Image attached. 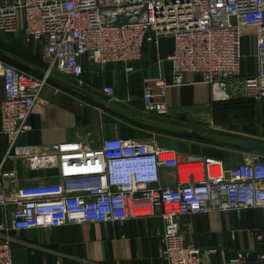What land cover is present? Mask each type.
Listing matches in <instances>:
<instances>
[{"label":"built area","instance_id":"obj_1","mask_svg":"<svg viewBox=\"0 0 264 264\" xmlns=\"http://www.w3.org/2000/svg\"><path fill=\"white\" fill-rule=\"evenodd\" d=\"M21 16L22 27L19 28ZM0 31L21 34V41L42 49L45 70L29 73L0 58L3 99L0 133L8 156L31 166L56 167L55 182L5 189L0 173V210L12 207L11 229L28 230L83 223H124L131 217L155 216L162 221L161 264H211L214 250L185 242L182 217L211 212L259 210L261 224L252 231L257 250H238L228 264L252 258L264 264V155L252 153L224 167L219 159L184 158L178 151L119 137L101 139L97 147L83 140H65L41 152L20 146L19 136L32 129L29 118L54 73L79 78L82 59L95 63L99 74L120 63L127 75L142 60L145 41L154 36L173 42L166 59L172 81L155 80L158 96L197 74L213 91L215 101L230 98L242 81L245 97H264V0H0ZM244 36L255 44L254 74L241 76ZM242 77V78H241ZM145 107L164 112L145 88ZM101 92L115 94L113 86ZM169 169L174 184L161 180ZM11 176V175H10ZM4 227H0L3 230ZM13 241L0 240V264H16Z\"/></svg>","mask_w":264,"mask_h":264},{"label":"crops","instance_id":"obj_2","mask_svg":"<svg viewBox=\"0 0 264 264\" xmlns=\"http://www.w3.org/2000/svg\"><path fill=\"white\" fill-rule=\"evenodd\" d=\"M241 40L244 57L240 72L244 77L254 74L256 48L252 36ZM144 43L142 60L127 76L120 63L107 64L99 74H94L98 66L85 58L79 78L52 74L29 118L32 129L19 136L18 145H34L44 152L49 145L65 140H83L97 147L104 138H130L155 141L157 146L178 151L186 159H219L224 167L233 166L252 154L245 145L241 151L235 150L231 141L213 140L216 138L198 128L201 120L212 119L213 104L219 102L214 100L211 86L199 75L187 74L181 85L169 86L164 97L158 96L155 80L172 81L171 64L166 57L172 51L173 42L162 38L156 45L151 35ZM12 64L19 67L15 61ZM43 65L42 72L46 67L44 62ZM103 86H113L115 94L111 97L104 94ZM145 88L152 91L153 103H165L164 112L145 107ZM3 97L0 79V101ZM8 148L6 137L0 133V173L11 175L3 179L5 189L57 180L56 167H33L23 157L8 156ZM171 172L162 169V182L175 183ZM12 210L10 206L0 210V227H4L0 229V240L12 239L16 264H161L162 221L158 217L17 231L11 229ZM260 224L259 210H228L182 217L181 231L187 244L214 250L211 264H228L238 250H257L252 231ZM242 264L259 263L252 258Z\"/></svg>","mask_w":264,"mask_h":264},{"label":"rangeland","instance_id":"obj_3","mask_svg":"<svg viewBox=\"0 0 264 264\" xmlns=\"http://www.w3.org/2000/svg\"><path fill=\"white\" fill-rule=\"evenodd\" d=\"M21 27L22 20L20 16L19 28ZM0 39V53L3 57L18 62L21 69L23 66H32L34 70H30V72L36 73L35 71L37 70L41 71L44 66L41 59V48L25 45L21 41L20 33L6 34L1 32ZM248 41L250 42L251 40L248 39ZM245 52L246 60L248 61L250 57L248 56L249 50L246 48ZM229 94L230 98L234 100L246 98L241 80L232 85ZM233 104L237 103H231V106ZM248 104L251 105V108L248 107ZM212 115V119L209 117L208 119L201 120L198 128L203 133L216 138L213 140L224 141L227 139L233 143V148L238 151L244 148L245 142L249 139L264 141V98L258 100L247 99V104L240 102L238 112L234 113L227 121L225 117H222L223 113L218 110L213 111ZM230 120L232 121L229 122Z\"/></svg>","mask_w":264,"mask_h":264},{"label":"trees","instance_id":"obj_4","mask_svg":"<svg viewBox=\"0 0 264 264\" xmlns=\"http://www.w3.org/2000/svg\"><path fill=\"white\" fill-rule=\"evenodd\" d=\"M0 58H2V59H4V60L8 61L9 63H14V61H15V60L13 61V60H11V59H7V58L3 57V56L1 55V53H0ZM15 64H17V65L20 67V65H19L18 63H16V61H15ZM28 68H29V70H28ZM20 69H21V68H20ZM22 69H24L25 71H26V70H28V71H30V70H34L32 67H29V66H25V67L23 66ZM28 71H27V72H28ZM35 72H36V73H33V72H31V73L36 74V75H39V74L42 73V71H40V70H37V71H35ZM29 73H30V72H29ZM247 99H248V100H251V99H249V98L239 99V100H234V99L229 98V99H226V100H223V101L216 102V103L213 104V105L215 106V110H216V111L218 110L219 112H222V113H223L222 117H223V118L225 117V119H226V121H227V120H229V119L232 117V115H233L234 113L238 112L240 102H244L245 104H247ZM231 103H237V104H233V105L231 106ZM241 104H243V103H241ZM226 107H227V108H226ZM248 107L251 108V105L248 104ZM231 121H232V120H230L229 122H231Z\"/></svg>","mask_w":264,"mask_h":264},{"label":"water","instance_id":"obj_5","mask_svg":"<svg viewBox=\"0 0 264 264\" xmlns=\"http://www.w3.org/2000/svg\"><path fill=\"white\" fill-rule=\"evenodd\" d=\"M245 148L250 151V152H254V153H261L264 155V141L263 140H253V139H249L247 140V142L245 143Z\"/></svg>","mask_w":264,"mask_h":264}]
</instances>
